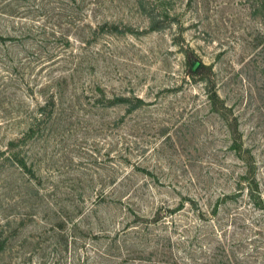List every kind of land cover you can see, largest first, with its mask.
Wrapping results in <instances>:
<instances>
[{
	"label": "rangeland",
	"instance_id": "374dc122",
	"mask_svg": "<svg viewBox=\"0 0 264 264\" xmlns=\"http://www.w3.org/2000/svg\"><path fill=\"white\" fill-rule=\"evenodd\" d=\"M0 264H264V0H0Z\"/></svg>",
	"mask_w": 264,
	"mask_h": 264
}]
</instances>
